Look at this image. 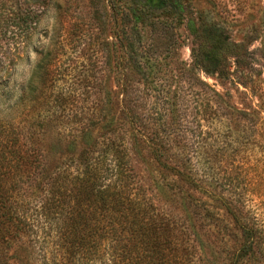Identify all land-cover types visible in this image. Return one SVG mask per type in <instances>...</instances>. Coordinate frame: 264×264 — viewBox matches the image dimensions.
<instances>
[{"label": "trees", "instance_id": "trees-1", "mask_svg": "<svg viewBox=\"0 0 264 264\" xmlns=\"http://www.w3.org/2000/svg\"><path fill=\"white\" fill-rule=\"evenodd\" d=\"M106 2V23L112 28L107 43L111 87L97 119L68 142V160H46L37 129L44 124L41 115L38 125L31 126L27 147L5 118L0 120V264H203L191 237L211 226H222L215 238L224 231L237 244L227 264L247 261L260 241L257 227L242 217L234 199L214 195L199 175L212 159L213 151L203 157L213 148L206 135L229 115L224 113L228 95L196 80L204 75L221 86L243 88L255 83L260 75L250 48L259 41L264 63V0L258 13L241 24L220 19L214 8L204 9L197 0ZM2 4L0 0V41L8 33L20 43L26 36L21 25L30 29L33 17L25 13L17 22L10 17L5 22ZM55 42L51 37L49 49H35L30 77L13 107L3 112L18 107L36 111L44 105ZM181 46L188 47L189 62L179 58ZM16 50L12 55L19 59ZM11 63L8 53L0 60L3 104H11L6 90ZM197 84L207 88L198 90ZM213 132L216 143L218 132ZM131 155H147L159 169L163 183L153 178L156 188L175 187L178 216L158 210L137 184ZM24 177L40 194L32 207L22 205L19 193L10 195L12 187L6 185L11 179L19 187ZM191 191L217 205L210 207Z\"/></svg>", "mask_w": 264, "mask_h": 264}, {"label": "rangeland", "instance_id": "rangeland-1", "mask_svg": "<svg viewBox=\"0 0 264 264\" xmlns=\"http://www.w3.org/2000/svg\"><path fill=\"white\" fill-rule=\"evenodd\" d=\"M3 1L6 16L13 22L25 13L33 17L31 28L25 29L21 25L25 39L18 43L13 34L6 35L0 41V60L6 53L11 56L13 63L10 65V75L7 78V89L10 90L11 101L6 104L0 101V120L3 119L17 135L18 139L29 145L28 135L31 126L38 125L39 116L44 119L43 126L37 128L42 139L41 149L44 150L46 160L53 162L67 161L70 153L66 149L71 146L68 142L77 138L79 130L97 119L99 108L104 103L111 87V74L109 71L108 45L111 39L112 28L106 23L109 11L106 0H1ZM197 0L200 7L213 10L220 19L229 23L241 24L247 22L249 15H256L261 0ZM210 2L214 7H211ZM252 19V18H251ZM10 20V21H11ZM6 22V21H5ZM241 22V23H240ZM12 28L15 33V27ZM178 31L183 34L182 28ZM55 35V36H54ZM27 36H29L27 38ZM56 41L53 46L54 60L48 69V78L45 83L44 105L36 111H24L21 108L5 110L19 97L20 87L30 77L35 66L37 50L50 48V38ZM16 39V36H15ZM6 48V51L5 50ZM21 58L14 59L13 52ZM255 56V70L259 78L253 85L243 88L232 84L219 85L215 79L199 75L196 80L205 84L225 96L228 105L225 112L229 115L221 118L219 123H214L218 142L214 143L213 131L206 135V143L212 145L205 155L212 151V159L208 164L202 165L199 175L214 194H221L234 199L236 206L250 223L259 231V240L256 245V254L241 264H264V63L260 57V43L256 41L250 48ZM179 58L185 62L190 61L189 49L181 46ZM196 89L202 87L197 84ZM208 91V90H207ZM0 99L4 100L0 96ZM2 109V110H1ZM37 113V115H36ZM42 125V124H40ZM205 131L206 123L203 122ZM8 128V129H9ZM45 131V136L41 135ZM69 148H68V147ZM78 148V147H77ZM216 151V152H215ZM205 152V151H204ZM139 159L131 155V166L134 168L138 185L143 186L147 195L153 198L158 208L170 215L178 216L180 212V198L175 187L158 189L152 179L163 183L159 169L144 155ZM20 180L19 187L14 186V180L8 179L6 183L14 196L23 199L22 205L32 207L39 201V192L31 188L30 181ZM13 183V184H12ZM17 184V183H16ZM192 192V191H191ZM196 196L208 201L211 206L217 205L214 200L207 199L198 192ZM222 215V210H217ZM225 218V217H224ZM225 218L223 224H228ZM222 226H219V228ZM217 226L196 230L199 235H193V244L198 257L203 259V264H227L228 255L237 247L234 240L226 233L220 232L215 238ZM223 229V228H222ZM203 244L201 247L200 242ZM199 263V262H198ZM202 264V263H200Z\"/></svg>", "mask_w": 264, "mask_h": 264}]
</instances>
